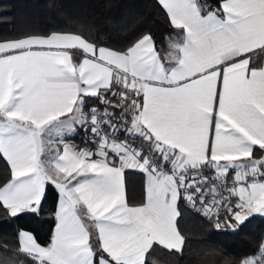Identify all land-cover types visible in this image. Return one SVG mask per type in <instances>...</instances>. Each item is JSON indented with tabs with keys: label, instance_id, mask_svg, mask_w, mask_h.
I'll use <instances>...</instances> for the list:
<instances>
[{
	"label": "snow or ice",
	"instance_id": "6c2138e0",
	"mask_svg": "<svg viewBox=\"0 0 264 264\" xmlns=\"http://www.w3.org/2000/svg\"><path fill=\"white\" fill-rule=\"evenodd\" d=\"M175 35L129 46L81 34L0 41V208L41 211L58 194L42 244L16 234L26 264H152L182 251L186 202L221 229L264 215V0H158ZM85 134L84 147L66 137ZM58 143H54L53 138ZM145 177L129 200L125 174ZM238 264H264V241Z\"/></svg>",
	"mask_w": 264,
	"mask_h": 264
},
{
	"label": "trees",
	"instance_id": "16d2710c",
	"mask_svg": "<svg viewBox=\"0 0 264 264\" xmlns=\"http://www.w3.org/2000/svg\"><path fill=\"white\" fill-rule=\"evenodd\" d=\"M202 2L218 6L217 0ZM52 32L81 34L113 49L126 48L146 32L165 49L170 36L175 35L158 0H0V41ZM261 57L257 55L255 61L260 63ZM68 138L85 146L83 132ZM5 169L0 160V181L7 176ZM125 183L130 202L139 203L143 198L142 174L127 171ZM57 196V191L49 188L37 214L25 212L11 218L0 208V264H26V258L16 251L20 230L33 233L42 244L49 242ZM198 208L180 203L178 227L185 245L180 252L157 248L150 256L152 264H237L259 248L264 239V215L253 214L233 229L221 212V229L217 230L214 221Z\"/></svg>",
	"mask_w": 264,
	"mask_h": 264
},
{
	"label": "crops",
	"instance_id": "0c3cea01",
	"mask_svg": "<svg viewBox=\"0 0 264 264\" xmlns=\"http://www.w3.org/2000/svg\"><path fill=\"white\" fill-rule=\"evenodd\" d=\"M52 33H70V32H52ZM49 34H51V33H49ZM2 41H7V40H2ZM262 62H264V55H262V57H261V62L260 63H262ZM53 139H54V143H58L57 138L54 137ZM66 142L69 143V144H74V142L71 139H69L68 137H66ZM74 145H76V144H74ZM78 147H81V146H78ZM125 185H126V183H125ZM142 187H143V194H144V187H145V177L144 176H143V186ZM57 206H58V196H57V199H56V204H55V209H54V225H53L52 233L54 232L55 224H56L55 211L57 209ZM24 231H27V230H24Z\"/></svg>",
	"mask_w": 264,
	"mask_h": 264
},
{
	"label": "built area",
	"instance_id": "2783aa9c",
	"mask_svg": "<svg viewBox=\"0 0 264 264\" xmlns=\"http://www.w3.org/2000/svg\"><path fill=\"white\" fill-rule=\"evenodd\" d=\"M263 241H264V239H263ZM257 250L258 249H256L255 251H253L252 253H250L248 256H250V255H252V254H254V253H256L257 252ZM238 264V263H237Z\"/></svg>",
	"mask_w": 264,
	"mask_h": 264
}]
</instances>
